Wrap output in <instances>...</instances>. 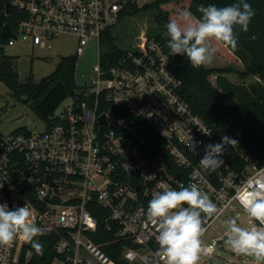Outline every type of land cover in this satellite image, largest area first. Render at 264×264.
I'll use <instances>...</instances> for the list:
<instances>
[{
	"label": "built area",
	"instance_id": "1",
	"mask_svg": "<svg viewBox=\"0 0 264 264\" xmlns=\"http://www.w3.org/2000/svg\"><path fill=\"white\" fill-rule=\"evenodd\" d=\"M8 1L20 22L7 45L23 41L47 49L70 36L78 60L96 45L97 61L86 85L45 118L43 130L0 134V203L29 207L52 243V255L43 260L18 237L0 246V264H118L93 239L99 221L90 209L97 206L113 233L108 243L124 242L122 260L164 264L157 228L147 219L148 203L165 186L190 183L218 208L212 216L202 214L200 237V255L216 257L225 234L203 242L205 234L222 215L231 220L236 210L246 212L237 193L254 177H264V163L250 161L240 172L201 166L204 146L219 143L217 136L183 97L182 82L170 71L169 56L155 35L141 32L129 48L105 59L103 36L109 30L114 35L130 0ZM115 119L122 129L111 125Z\"/></svg>",
	"mask_w": 264,
	"mask_h": 264
},
{
	"label": "trees",
	"instance_id": "2",
	"mask_svg": "<svg viewBox=\"0 0 264 264\" xmlns=\"http://www.w3.org/2000/svg\"><path fill=\"white\" fill-rule=\"evenodd\" d=\"M170 1L156 0L138 4L130 0L124 9L123 17L152 10L156 12L158 32L155 37L169 56L170 71L182 82L183 97L194 113L213 129L218 142H221L225 135L237 140L235 145L227 146L221 167L228 166L240 172L250 161L259 159L264 163V0H248L255 15L246 32L239 26L234 28L237 37L236 49L211 41L217 51L226 57L239 60L244 65L243 71L233 68H209L205 65L194 68L186 57L170 55L165 26L171 19L178 20L169 11ZM235 2L236 0H188V11L195 19H199L202 15L198 11L201 5L226 6ZM19 22L20 17L17 16L15 8L12 7L10 12H7L6 1L0 0V81L11 90L12 95L21 100L25 98L24 102L33 106L40 102L57 82L65 85L69 96L75 95L78 89L75 79L78 58L73 54L63 56L55 70L38 82L32 72L26 81L20 80L14 57L6 54L8 38L2 34L5 24L8 23L16 30ZM101 44L105 59L121 53L116 36L111 30L104 34ZM233 74L240 80L233 81ZM254 77L256 80L251 83L244 81ZM123 113L126 118L132 119L126 112ZM90 210L99 221L98 233L92 235L95 242L102 244L105 252L118 264H129L120 258L124 242L108 243L113 239V233L107 229L106 213L104 216L102 208L98 206ZM42 236L43 239L39 241L43 245L41 257L46 260L52 255V243L48 242L46 236L41 235V238Z\"/></svg>",
	"mask_w": 264,
	"mask_h": 264
},
{
	"label": "clouds",
	"instance_id": "3",
	"mask_svg": "<svg viewBox=\"0 0 264 264\" xmlns=\"http://www.w3.org/2000/svg\"><path fill=\"white\" fill-rule=\"evenodd\" d=\"M199 19H193L190 11L180 13V20L171 19L166 24L167 47L170 55L186 57L192 67L211 63L217 48L216 41L232 49L237 47L234 28L247 31L255 11L248 0H236L226 6L201 5ZM237 140L227 135L219 143L204 146L200 164L204 169L216 171L224 164L223 154L227 146ZM196 148V143L190 145ZM240 205L258 222L259 227L245 228L235 218L229 220L225 232V244L237 255L251 257L255 264H264V177H254L250 186L238 192ZM217 206L196 184L190 183L179 189L165 186L153 194L147 207V219L157 228L158 255L164 264H198L201 251L202 214L212 216ZM43 229L32 219L29 207H9L0 203V246H8L18 237L31 243L37 255L43 254V245L38 237ZM32 252L26 253V259Z\"/></svg>",
	"mask_w": 264,
	"mask_h": 264
},
{
	"label": "rangeland",
	"instance_id": "4",
	"mask_svg": "<svg viewBox=\"0 0 264 264\" xmlns=\"http://www.w3.org/2000/svg\"><path fill=\"white\" fill-rule=\"evenodd\" d=\"M135 1L141 4L156 0ZM169 7L172 16H175L179 20L181 19L180 13L186 10L188 11V0H171L169 2ZM155 14L156 12L152 10L138 15L125 16V18L113 28L118 47L120 49L129 48L141 32L148 33L149 35H156L158 29L155 21ZM75 42L76 39L74 37L65 36L54 41L51 47L47 49L40 46L34 47L30 43L23 41H18L15 45H6L5 49L6 54L15 59L16 70L19 73L20 80L23 82L26 81L32 72L35 76V80L38 82L55 70L58 62L63 56L74 53L76 49ZM212 45L214 46V44ZM205 66L209 68H233L236 71L243 69L239 60L226 57L219 51H217L214 60ZM211 78L213 80V77ZM231 79L233 81L240 80L236 74H233ZM246 83L249 82L246 81ZM0 101L4 102V108L0 112L1 135L5 136L24 128L29 131H39L45 128L47 120L34 109L31 103H26L12 95L11 90L2 81H0ZM65 104L60 108L62 109ZM235 218H237V222L242 227H259L247 212L236 210ZM229 220L228 214H224L216 219L202 241L206 242L216 236L225 234L228 229ZM92 261L97 264L94 260ZM198 264H255V262L251 257L234 253L229 246H226L224 241L223 244L217 248L216 257L208 258L207 256L200 255Z\"/></svg>",
	"mask_w": 264,
	"mask_h": 264
},
{
	"label": "water",
	"instance_id": "5",
	"mask_svg": "<svg viewBox=\"0 0 264 264\" xmlns=\"http://www.w3.org/2000/svg\"><path fill=\"white\" fill-rule=\"evenodd\" d=\"M6 1L7 12L11 10V4L8 0ZM2 34L8 39L16 38V34L13 32L11 26L7 23L4 25L2 29ZM97 61V46L92 45L89 46L86 50V53L82 58H80L77 62L76 66V85L79 88H82L86 85V74L92 69L94 64ZM68 97V92L65 85L62 82H57L47 94L41 99L40 102L34 105V109L44 118H47L55 113L57 108L62 104V102ZM26 99L23 98V101ZM4 108V102L0 101V112ZM106 117L103 115L101 117V123H106ZM112 126L122 129L123 127L117 122V120H113L111 123ZM143 132V129H139L138 133ZM139 245H135L137 248Z\"/></svg>",
	"mask_w": 264,
	"mask_h": 264
},
{
	"label": "crops",
	"instance_id": "6",
	"mask_svg": "<svg viewBox=\"0 0 264 264\" xmlns=\"http://www.w3.org/2000/svg\"><path fill=\"white\" fill-rule=\"evenodd\" d=\"M193 17V16H192ZM193 19L195 20V18L193 17ZM240 65L242 66L243 69H241L240 71L244 70V65L239 61ZM239 70V69H238ZM254 80H256V78L254 77L253 79H246L244 81H248L249 83L253 82Z\"/></svg>",
	"mask_w": 264,
	"mask_h": 264
}]
</instances>
